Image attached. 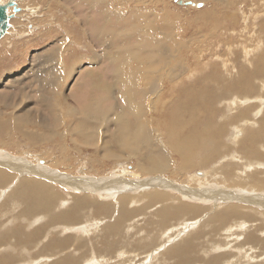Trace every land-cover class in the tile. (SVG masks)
Wrapping results in <instances>:
<instances>
[{"label":"rangeland","instance_id":"rangeland-1","mask_svg":"<svg viewBox=\"0 0 264 264\" xmlns=\"http://www.w3.org/2000/svg\"><path fill=\"white\" fill-rule=\"evenodd\" d=\"M2 1L5 2L8 0H0V4L2 3ZM17 1L19 6H21L22 10L17 12L15 16L11 18L12 25L7 31V33L0 40V114H1L0 118L1 117L8 118V116H10L9 121L13 123L12 122L13 119L16 117V114L19 112L17 116L19 115L21 118H26V117L28 118L22 121L24 122L23 123L24 125L23 124L21 125H23L24 128H26V130L30 132L36 130L37 134L40 135H44L42 134L43 131L45 133L48 132V128H45L44 126L41 125L43 123L42 120L43 121L44 119L46 120L48 116H49L48 121L46 120L47 122H53V123L55 122L58 124L60 122L62 125L57 126L54 129L56 131V135H52V136L48 135L49 138L46 139H44L43 136H40L42 139L39 137L38 141L29 140L28 138L24 137V135L20 134L17 130H15V128L13 127L14 125L12 126V128H14L13 130L15 131H11V128H7V130L4 129L2 131L0 130V142H1L0 157H4V158L10 157L11 159L14 158L16 159V157L20 156L19 157L20 159L26 157L33 163L34 162L38 163L37 158L39 156V158L42 159L41 162H43V163L40 162L41 166L48 163L49 166H51V168L54 167L56 170L58 169L57 171H59V173L58 175H53V177H57V179H52V180H49L44 176H40V175L38 176L36 174H33L37 178L47 181V183H40L28 179L27 178L28 174H25L23 178H19L20 173L16 172L14 174V177L9 178L7 185L2 187L0 186V229L1 230H7L8 228L12 229L13 224H18L21 228H23L25 233H28L29 231L35 230V229H29L26 226V224L30 220L32 221H30L29 223L32 225L40 224V225H36L33 228H36L38 226L40 227L43 225V228H41V230L38 231L39 233L37 234V237L34 239L35 240L34 243L24 244L20 240L17 241L15 237H10L8 241H3L0 244V255H1L0 264L1 263L3 264V261L5 264L6 263L7 264H54V263L59 264L61 260L60 258L62 257L64 258V256H67L66 257L67 259L70 255L73 256L74 258L81 257L80 260L82 262H80L79 260V264H89V263L94 264L93 261L96 262V264H98L97 262H99V260L101 264L102 262L104 264H108V259L110 260V264H142V263L143 264H147V263L180 264L183 260H186L190 264H264V243L262 244V241H257L256 243H252V242L244 243V237L246 236L245 234L246 231H244L242 235L239 229H236V232L235 230H233V232L232 230H230V233L226 231V227H225L226 225L238 224L239 222L243 221V219L231 217V219L226 221L225 226H218V224H215L210 228L207 227V229H205V224L209 222L205 220L207 218L206 214L202 215L201 217L192 218L193 216H190L191 213H181L180 215H178L176 220L172 218L171 219L167 218L168 220L165 222L166 218L160 219L157 210L165 206V204H178L180 203V201L186 203L190 202L191 204L194 203L190 197L192 193L186 194L184 190L185 189L184 186H187L191 190H193L194 188L196 191H198L199 189L200 190L202 189V185H204L205 183L206 184L208 183L206 186L208 187V185L211 184V182L215 183V181H218V183L216 184L217 187H213V188L209 187L212 191L214 190L213 192L215 193L219 191L215 196L212 197L213 199H216L218 195L222 194L221 193L222 190L228 191L231 189H235L233 186L227 185V183L225 185V181H223V178H218V175L215 177L212 170L216 168L215 166L219 167L220 164L224 163L225 158H227L228 155L232 153L234 154L236 153L235 152L236 147L232 146L234 145L233 136H231L235 131V126L234 125L229 126L228 129H230V131L229 130L227 131V134L225 135L222 143V150L225 149V151L221 150V152L219 153L220 156L216 155L217 157L214 156L211 162L203 166L196 165L188 169L187 170L188 172L180 171L179 166L181 164V159L179 155L171 148L168 139L169 131H168V126L165 123L169 122V117H167L164 113L155 110V106L157 105L153 103L155 100L154 98H156L155 95L157 94L158 96L159 93H161V91H164V89L166 91L170 89L171 92L174 94L177 88L183 87V84L187 86L188 84L191 85L190 84L191 82L189 81L194 80V75H195L194 70H199L196 73L199 76L211 75L214 78L221 80V78L224 77L223 74H225L224 69H227V67L231 62V61H226V63L222 64L224 58L227 55H229L227 52L229 50L228 48L229 41L233 39L234 40L245 39L248 48L247 51L250 53L255 52L256 54L259 51L261 52V48H257L259 44L257 40H260V37L253 41L252 39L254 37H257V34L260 35L261 28L264 24L263 1L254 0V3H252L253 0H249L251 1L250 3L247 0L244 2L245 4H243L242 7H240L239 9L241 10L243 8L242 11L244 15L241 14L242 17L240 16V23L235 28L237 30L240 29L241 25L247 22L245 21V19L247 20L248 18L247 25L250 27V29L249 31L247 30V32L249 34L247 33L246 36L245 34H243L242 35L243 37L241 36L242 38L241 37L235 38L233 34L230 33L229 38L227 39L226 37H224L226 34L224 33L223 30L232 27L225 24L223 18L221 19L220 25L218 26L221 28V30L217 35H210L212 28H205L204 24H202L204 27L203 29H198L197 31H194V29L196 28L195 23L194 22L190 23V20L192 18L199 16L205 10L211 7L212 5L211 0H184V2L190 1L196 3V5L195 4L183 5L178 3L177 0H167V4L169 5V7L173 11H175L174 17L176 20L177 28H173V32H176L177 29L180 31V35H179L180 37L174 35L173 39H178L181 43L184 44V46L176 52V57H179L178 60H184L188 62L189 69L186 70V72L183 75H181L178 79L173 81V83L168 85L167 81L169 80V78L168 77L165 78V75L168 74V68L163 69L161 63L147 64L146 61L142 62L138 58H133L131 60L129 59L130 61L128 60L127 63L122 64L121 68L138 69L137 73L140 74V76H138L137 78H143L144 76H147L146 79H150L148 84L144 82L142 85L137 86V94L139 97L141 98L143 97L142 89L145 86L146 88H148L149 86L151 87L148 88V94H150V90L152 89V84L155 82V84L157 85V90L155 91L157 93H154V95L153 94L150 95L151 100L149 99V96L144 99L142 98L143 99V101H141L142 103H145L148 106L152 105L150 107H146V110L148 112L144 110V112H146L143 114L145 115L143 116L144 123L142 121L138 123L137 120L135 121L132 120L133 118L128 119L130 121L128 123H131L133 125L132 129L134 128L137 129L138 127L143 129L141 127L143 125L147 126V128L150 127V132L153 135L151 136L150 134V136L151 139H153V142H155V144L158 147L162 148L168 153L167 154L168 158H163L159 155L157 157V160H160L161 164L164 165L169 164L167 169L164 171V173L160 175L153 174L152 176L150 174L143 173L145 170H142V168H140L141 165H139V163H137L135 159L137 158L139 162L140 158H138L137 156L135 157L134 154H131L129 156L123 155L124 156L123 158L116 157L115 151L119 149L120 146L118 143H116L118 138L115 135L117 127L114 125L115 122H112L114 116L112 115L111 109L114 107L115 103H118V105L122 104L123 108L125 107L124 106L125 102L123 100L122 94L126 92L127 87L124 85L122 86V85L114 84L115 81L114 77L111 74V72H109V70L117 66V64L114 61L105 60L103 57L101 56L99 57L98 55L96 56L95 59L92 58L95 57L96 48H94L95 47L94 45H92V47L89 46V44L91 45V42H94L95 45H98L100 47L103 44V40L101 38L96 40V38L93 37L94 32H93L92 23L90 21L91 19L88 20L87 13L85 12V10H89V5L87 3V0H75V1L62 0L68 7L70 5L72 11H68V10L66 11L62 7L60 0H17ZM224 1H226L227 3H229V1L235 2L234 0H224ZM239 1H236V3ZM249 4L252 5L249 6ZM125 5L126 2L124 3V6ZM223 8L224 7H220L218 8V10L225 11ZM98 9L95 12L97 18L100 19ZM231 9H233L232 7L229 10L234 11ZM11 10L12 9H10V12ZM82 17L85 19H83ZM94 25L96 26L97 24L93 22V26ZM126 27H129V25H126ZM124 29H125L124 25H115L114 27L111 26V30H115V32L120 33L122 39L125 38L127 39V37L129 36L127 35L126 32L127 30L125 29L126 30L125 31ZM198 31L206 33L207 36L201 38L198 41H194L192 39V35ZM75 38L78 39L81 38V41L75 42L74 41ZM126 39L124 40L125 41L124 44L121 43V46H125L128 48V46L135 45V41L130 42ZM84 44H86L87 46H85ZM119 44L120 43H117V45ZM195 53H199V55L196 56ZM203 53L205 54V57ZM216 54L221 55V57L216 58L215 57ZM243 61L245 62L244 66L247 67L250 65L251 67H253V64L248 60V58L243 57ZM34 68L36 69L40 68V69L36 70ZM88 68L90 71H87ZM83 80H85V82ZM98 82L99 84L101 83L100 87L102 86H106V88L109 87L110 91H106V90L101 91L99 86L95 87L94 84ZM51 83H53L54 86H52ZM172 85L174 86V88L172 87ZM261 85L262 83L259 84L260 87ZM56 89L59 94L55 92ZM258 89L260 91V88ZM257 90H255L256 92L254 91L256 96H254V98L252 97V99L250 100L251 103L248 102L250 97L246 96L248 99L245 98V94L244 95L242 94V98L239 99L238 101V106L234 108H227L225 107V103L223 101L221 103L219 102L218 108L222 107L225 110L224 111L220 110L221 112H219L218 115L215 117L216 120L219 121L224 116L223 119L227 121V116L234 115L238 111L249 106V111H247L246 113L248 117L247 118L245 117L243 122L245 124L240 122L239 124L240 126L244 127V129L255 128L264 110V103H263L264 96L263 97L258 96V93H260L261 91L259 92ZM71 93L75 94L76 96H79L78 97L79 101L85 100L84 102L86 103L88 102L90 103V101L87 100L88 97L86 98L84 95H88L91 97L94 96L100 100L99 102L100 106H98L99 110L98 109L92 110L94 117L97 116L95 121L94 120L91 121L95 123V126L93 128H96L93 131L95 141L92 144L90 142L84 143L83 138H81V135H79L77 132H73L74 129H78L76 128L77 125L83 126V124H79L78 121L76 122L73 121L74 112L70 110L71 108L68 103L69 99L67 98V96L70 95ZM42 95L44 97L52 96V98L54 99L61 100L62 103L60 102V105H58L57 108L59 107L61 110L59 112L60 113L63 112V114L61 115L58 113L57 114L52 113L51 109L49 108L50 107L49 103L44 105V102L42 101V97H43ZM170 97H172V95L169 94V92H167V94L165 95L166 102L164 103L165 111H167L171 103ZM52 98H49L50 101L53 100ZM229 98L233 99L232 96H230ZM71 100L73 101V104H75L74 103L75 98L70 97V101ZM252 100H255V102ZM5 103L6 105H4ZM44 113L46 116L44 115ZM109 113H111V115ZM224 113L227 116H225ZM105 114L110 115L109 118L112 120L111 121L109 119L110 120L109 123L111 124L110 125L111 128L109 127V129L106 128L108 122L104 117ZM125 114L127 115V113ZM56 116H58L59 119ZM199 116H201V114H199ZM43 117L45 118L43 119ZM32 118H33V122H32ZM61 119L64 121H62ZM14 122L17 123V121ZM38 122H40V124ZM70 122L75 123V127L71 126ZM102 122L105 123L102 124ZM25 123L26 125L28 124L27 127ZM31 125H34L35 127ZM112 129L113 131H111ZM64 133L66 134V137L64 136ZM102 134H104L105 136H103ZM109 138L112 140H109ZM260 140L264 142V139H260ZM104 144H108L109 146L112 145L113 146L112 148L115 147L116 149L111 148L112 151H110L111 149L105 151L106 148L103 149L102 147ZM94 147H98V149L100 150L97 151V149ZM27 152L30 153L29 157L27 156L29 155ZM145 154H148L147 150H145ZM155 155H157V153H155ZM118 160L122 161L125 166L120 167L117 164ZM167 160L169 163L167 162ZM231 160L232 159H227L226 161L228 162ZM3 168L5 167H2V165L0 164V170L2 169V171L7 172ZM221 169H223V167H221ZM127 170L139 172V174H141V178L143 179L140 180L138 179L137 176L133 174L128 175L126 173ZM240 172L241 171L235 170V174H239ZM40 173L44 174L43 171H41ZM142 173H143V177H142ZM62 174L67 175L69 179L72 178L73 179V181L71 179L72 182L76 181V179L79 178V176L80 177L84 176L88 180L81 179L80 181H82L83 183L88 182L87 186L90 187H95V185H90L91 182L93 183L94 181L103 182L105 180L107 182H112L111 181L112 178L122 177L123 175L125 180L128 181L127 188L134 185L136 186L138 182L140 185H137L138 187L136 186V188L145 187L147 184L144 183L147 182L148 179H150V177L153 178V177L161 176L163 181L165 183L171 184V186L175 184L182 185L184 191L182 190L181 187L180 188V190L182 191L181 193L170 192L169 200L164 202L151 201V203L148 205V201L150 200L148 196L150 195V193H146L144 191H140L135 188L133 190L128 189L125 192L121 193V195L130 197V199H132V202H130L128 206L130 205L129 206L130 208H136V210H140V211L137 212L136 214H132L129 215L128 217H125L124 219H121L118 223V226H122L119 232L116 230L108 231L107 229L104 231L102 230L103 228L102 225H104L105 223H106L105 225L113 224L115 219L119 217L120 209L116 207V210L114 211V209L112 208V211H114L115 215L110 214V216H108L109 214L107 213L108 212L107 210L102 212L96 211L95 204L90 203L89 201L99 202L98 200H101L102 202H104L107 200V197L97 196L93 191H89V190L72 191L71 188H74V186H66V185L63 186L64 182L63 180L62 181L60 180ZM113 174H118V175L113 176ZM193 174H195L196 176L198 175L197 177H199L197 179H194V181L197 180H202V181L194 182L191 179H189V177ZM218 174H220V172H218ZM249 179L253 180V178H249ZM55 180H60V181H55ZM136 180H140V181L135 182ZM198 182H202V184ZM256 183L259 184V186H257L256 184V187L257 188L259 187V189L256 191L255 193L256 195L255 194L254 195L258 197L259 193H261V195L264 194V185H262L260 188V185L262 183L261 182L260 183L256 182ZM69 185L71 184L69 183ZM76 185L77 188H79L80 186H81L80 188H83V186L80 184H76ZM19 187H22V189L25 191L33 190L34 188L41 194H45V195L51 193L53 195V200L55 204L51 205L50 207L51 209H49L48 212H43L42 214L39 213L25 214V208L27 207V205L20 202H16L14 200L15 197L12 196L13 191ZM54 188H56L57 194H55ZM98 188L99 187H96L97 190ZM100 189L101 188H99V190ZM241 192H245V194L247 195L248 193H250L248 191L247 193L245 190H242ZM207 194L212 195V192H208ZM121 195L119 194L118 198L117 196L114 197V200L116 199L120 201ZM184 195H186V197H184ZM78 196L85 198L86 199L85 205H90V206L79 207V210L77 211L78 214L75 213L72 214L70 212L69 214L67 213L66 216H68L69 219H65L64 221H67L65 223L62 220V217L61 216L58 217L57 214L60 212L59 210L64 209V211H67V209L75 205V200L76 198H78ZM133 198L135 199L134 201ZM114 200L109 201L110 204L112 203L111 206L113 207L115 205ZM118 204L120 205V203ZM231 204L241 205L240 203L235 201L234 203ZM228 205H229L228 203H223L218 206H210L208 203V207H204V208L207 209V212H215V210L216 212H219L222 209L226 208ZM143 206L145 208L144 210H141L140 208H142ZM209 208H211V210ZM251 209L257 210V208H251ZM109 211H111V209H109ZM259 211L264 212V207L261 208L259 207ZM186 214H189V216H185ZM40 215H42L41 218L44 221L37 220ZM33 216L35 217L33 218ZM263 218L264 215L262 217L258 215V220H255L253 222L249 220L248 221L245 220L243 221V226L245 225L246 227L243 228L246 229L249 227L248 230L253 231L256 228V226L257 227L259 226V229L262 230L263 232L261 233V231L260 232L258 231V238L264 241V230L261 229L260 225H258L260 222H262ZM96 220L99 222H97ZM198 221H200V223H197ZM195 223H197L198 225L196 224L193 226V224ZM87 224L90 225L87 226ZM91 224H93V226H91ZM161 225H163V228L161 227ZM64 226H67L65 231L61 230L62 228H64ZM71 226L75 228H69ZM200 228L204 229L203 232L206 231L207 234L201 235L203 232L201 231L200 234V232L198 231L201 230ZM166 231L168 233L165 234ZM161 232L163 235L161 234L162 236H160V238L157 241V237L160 235ZM104 233H107L108 235H104ZM147 233L149 234L151 233L155 235V238L153 240H155L156 243L152 244L151 240H148V244L146 246L143 247L139 246L137 244L139 237L141 238L142 237L141 235H146ZM199 234L201 235V237ZM51 236H56L54 237V239L56 238L57 240H59V237L61 238V237L71 236L70 239L72 240L70 241V243L66 248L63 249V247L61 246L57 250V252L53 251L52 253V251H50L51 248L49 244H47L52 239ZM115 236L117 240L115 239L113 241ZM188 236L192 238L193 241H195V243L197 242L202 243L201 245L195 244V246L198 249L197 254L192 252V250L190 249L188 250V253L185 252L177 256H174V254H168L169 252L168 249L170 248V246H171L170 250L174 249L175 244H178L179 242L182 241V239L184 240ZM150 237L151 236H149V238ZM197 237H200V239H197ZM17 242H19L21 245H17L16 244ZM5 243L6 244L8 243V245H6ZM105 243L107 245L108 243L110 244L107 247ZM115 243H117V248L116 250L113 251L112 248L115 247ZM216 243L217 245L218 244L220 245H218L217 247ZM8 246L10 247L8 248ZM174 252L176 251L174 250L173 253ZM152 254L157 255V257ZM219 254L226 255L224 256V258H221L220 262L209 260L210 257H212L213 255H219ZM94 258L97 260H95ZM4 259L8 261L5 262ZM103 259H107V261L106 260L103 261ZM223 259L224 261L222 262Z\"/></svg>","mask_w":264,"mask_h":264},{"label":"bare ground","instance_id":"bare-ground-1","mask_svg":"<svg viewBox=\"0 0 264 264\" xmlns=\"http://www.w3.org/2000/svg\"><path fill=\"white\" fill-rule=\"evenodd\" d=\"M234 1L235 2L229 1V3H227L224 0H211L212 5L209 9L205 10L202 14H200L199 16H196L195 18H192L190 20V23H193V22L195 23L196 28L194 29V31H197L198 29H203L204 27L202 24H204L205 28H212L210 35H217L221 30V28L218 26L220 25L221 19L223 18L225 24L232 27V28L223 30L224 33L226 34L224 37H226L228 39L230 33H232L235 38H240L243 34H245V36H246L248 33L247 30L249 31V29H250V27L247 25L248 24V18H247V20L245 19V21H247V22H245L243 25H241L240 29L237 30L235 27L240 23V16L242 17L241 14H243V11H242L243 8L241 10H239V9H240V7H242L243 4H245L244 2L247 0H240V1L234 0ZM236 1H239V2L236 3ZM262 1H263V6H264V0H262ZM262 1H261V3H262ZM60 2H61L62 7L66 11L67 10L72 11L70 5H69V7H70L69 8L62 0H60ZM125 2H126V5L124 6ZM249 2L251 3V1H249ZM2 3H4V1H2ZM17 3H18V1H17ZM87 3L89 5V10H85V12L87 13L88 20L91 19L90 21L92 23L93 32H94V33L92 32L94 35L93 37H95L96 40L100 39V38L103 40V44L100 47L98 45H95L94 42H91V45L89 44V46L92 47V45H94L95 46L94 48H96L95 57H92V58L95 59L96 56L98 55L99 57L100 56L103 57L105 60L114 61L117 64V66L112 68L111 70H109V72H111V74L114 77V80H115L114 84L115 85H122V86L124 85L127 87L126 92H124L122 94L123 100L125 102L124 103L125 107L123 108L122 104H119V105H118V103L114 104L115 108L113 107L111 109L112 115L114 116V119H112L113 121L109 118L111 113H109L110 115L105 114V116H104L108 122L106 125L107 129H109V127L111 125L109 123L110 120L112 122H115L114 125L117 127L116 132H115L116 137H118L116 143L119 144L120 148L115 151L116 157L117 158H120V157L123 158L125 155L129 156L131 154H134L135 157L137 156L138 158H140L139 162H138V159L133 157L136 159L137 163H139V165H141L140 168H142V170H145L143 173L150 174L151 176L153 174L160 175V174L164 173V171L167 169L169 164H165V165L161 164V161L157 160V157L159 155L163 158H168L167 157L168 153H167V151L158 147L155 144V142H153V139H151V136H153V135L150 132V127L147 128V126L143 125V123H144L143 122V116H145L143 114L146 113V112H144V110H146V107H150L152 105L148 106L145 103L141 102V101H143L144 98H146L148 96L150 99L151 94L154 95V93H157V92H155L157 90V85L155 84V82L152 84V89L150 90V94H148V88L150 86L148 88H146V86H145L142 89V96H143L142 97L143 99H142L137 94V86L142 85L144 82H146L148 84L150 79H146L147 76H144L143 78H137L138 76H140V74L137 73L138 69H136V68L125 69V68H121V67H122L123 63H127L129 59L131 60L133 58H138L142 62L146 61L147 64H149V63H161L163 69L168 68V74L165 75V78L166 77L169 78V80L167 81L168 85L173 83V81L178 79L181 75H183L186 72V70L189 69L188 62H186L184 60H178L179 57H176V52L178 50H180L184 46V44L181 43L178 39H173L174 35L180 37L179 36L180 31L178 29L176 32H173V28H177L176 20L174 17L175 11H173L169 7V5L167 4V0H87ZM252 3H254V0ZM77 4H78V2H77ZM250 5H252V4H249V6ZM55 6H56V3H55ZM19 7H21V6H19ZM220 7H224L223 9L225 11L218 10V8H220ZM231 7L233 8L231 10H234V11L229 10ZM98 8H100V9H98ZM10 9H12L11 12H10ZM97 9L99 12L100 19H98L96 16L95 11ZM21 10H22V8H21ZM9 13L10 14L13 13L12 18L16 14L13 12L12 7L9 8ZM77 14H79V13H77ZM94 14H95V16H94ZM83 17H85V16H83ZM83 19H85V18H83ZM92 21L97 25L93 26ZM82 25H83V23H82ZM115 25H124V28L127 31L125 29L124 30L127 32V35L129 36V37H127V39L126 38L125 39L130 41V42L135 41V45L128 46V48L125 46H121V43L124 44L125 39H122V37L120 36L121 35L120 33L115 32V30H111V26L114 27ZM126 25H129V27H126ZM245 31H246V33H245ZM255 31H257V30H255ZM263 31H264V24H263L261 31H260L261 36L257 34V37H254L252 39V41H253V40H256L260 37V40H257V42L259 43L257 48H261V52L259 51L256 54H255V52L250 53L247 51L248 48H247V43L245 42V39H242V40H234L233 39V40L229 41V44H228L229 50L227 51L229 55H227L224 58L222 64L226 63V61H231V62L229 64V66L227 67V69H224L225 74H223L224 77L221 78V80H218L211 75L199 76L198 74H196L199 70H194V74H195L194 80L189 81V82H191L190 83L191 85L188 84V86H187V85L183 84V87L177 88V90L174 94L171 92L170 89H168L167 91L164 89V91H161V93H159L158 96H157V94L155 95L156 98H154L155 100L153 99L154 100L153 103L155 105H157V106H155V110H157L158 112L164 113L167 117H169V122L165 123L168 126V131H169L168 132V139H169L171 148L173 149V151H175L179 155V157L181 159V164L179 166L180 171L186 172L188 169H190L196 165H199V166L206 165L207 163L211 162V160L213 159L214 156H216V155L220 156L219 153L222 150L223 139H224L225 135L227 134V131L228 130L230 131V129H228V128L230 125L235 126V131H234L233 135H231V134L230 135L233 136L234 145H232V146L236 147V149H235L236 153L235 154L232 153V154L228 155V157L225 158V162H224L225 164L222 163L219 165V167L215 166L216 168L212 169L215 177L218 175V178H223V181H225V185L227 183V185L233 186L235 189H231L228 191L222 190L221 191L222 194L218 195L216 197V199H213L212 197L215 196L219 191L217 190L218 192L215 193V192H213L214 190L212 191L210 188L217 187L216 184L218 183V181H215V183L210 181L211 184H209L208 187H206L208 183L207 184L205 183L204 185H202V189L201 190L199 189L198 191H196L194 188H193V190H191L187 186H184L185 187L184 190H185L186 194L192 193L190 197L194 203L191 204L189 201H188L189 203L180 201V203H178V204H165V206H163L157 210L158 216H160V219L166 218L165 222L168 220L167 218H170V219L172 218V219L176 220L178 215H180L181 213H191L190 216H193L192 218L201 217L202 215L206 214L207 218L206 219L204 218V219L207 220V222H209V223L205 224V229H207V227L210 228L211 226H213L215 224H218V226H225L226 221L231 219V217L243 219V221L249 220V221L253 222L255 220H258V215H260L261 217L264 215V212L259 211V207L260 208L264 207V194L261 195V193H259L258 197L255 196L256 191L259 189V187L258 188L256 187V184H257L256 182L262 183L260 185V188L262 185H264V142H262L260 140V139H264V110H263V113L260 116L258 122L256 121L258 123L257 126L253 129H251V128L250 129L249 128L244 129V127L240 126V124H239V122L240 123L244 122L245 117L246 118L248 117V115H246V113H247V111H249V106H247L246 108H243L242 110L238 111L234 115L227 116L224 113V115L227 116V121L223 119L224 116L219 121L216 120V118H215L218 115V113L221 112L220 110H222V111L225 110L222 107L218 108L219 102L221 103L223 101L225 103V107H227V108H234V107L238 106V101H239V99L242 98V94L243 95L245 94V98H247L246 96L250 97L248 102L251 103L250 100L252 99V97L254 98V96H256L254 91L257 90L258 88H260V91H261L260 92L259 89L257 90L260 92V93H258V96H261V97L264 96V32ZM89 32H90V29H89ZM205 36H207L206 33L198 31L192 35V39L194 41H198L201 38H204ZM96 40H95V42H96ZM74 41L79 42V41H81V38H79V39L75 38ZM117 43H120V44L117 45ZM84 45L87 46L86 44H84ZM81 46H82V44H81ZM195 55L198 56L199 53H195ZM203 55L205 57L204 53H203ZM215 57L218 58V57H221V55L216 54ZM243 57L248 58V60L253 64V67H251L250 65L249 66L251 68L249 66H247V67L244 66L245 62L243 61ZM123 59H125V60H123ZM34 69H36V68H34ZM37 69H40V68H37ZM87 71H90L89 68L87 69ZM126 72H128V73H126ZM83 81L85 82V80H83ZM260 83H262L261 87L259 86ZM100 84L98 82L94 85H95V87H97V86L100 87ZM51 85L54 86L53 83H51ZM74 85H76V84H74ZM83 87H85V86H83ZM172 87L174 88L173 85H172ZM100 89H101V91H104V90L110 91V88L109 87L106 88V86H102V87H100ZM77 91H78V89H77ZM55 92H57V89ZM167 92H169V94H171L172 97H170L171 103H170L167 111H165L164 110V103L166 102L165 95L167 94ZM82 94H80V95H82ZM116 95H118V94H116ZM84 96L86 98L88 97L87 100H89L90 103L84 102L85 100L79 101V99H78L79 96H76L73 93L68 95L67 96V98L69 99L68 103H69L70 108H71V109L70 108H68V109H70L72 112H74L73 121H75V122L78 121L79 124H83V126L77 125L76 128H78V129H74L73 132H77L79 135H81V138H83L84 143L90 142L92 144L95 141L93 131L96 128H93L95 126V123L91 122V121H93V120L95 121V119L97 117V116L94 117L92 110H94V109L99 110L98 106H100V104H99L100 100L94 96L93 97L88 96V95H84ZM230 96H232L233 99L229 98ZM70 97L75 98V101H74L75 104H73L72 100H71L72 102L70 101ZM49 98H52V96L51 97L50 96H48V97L43 96L42 97V101L44 102V105L49 103V105H50L49 108L51 109L52 113H55V114L58 113V114L62 115L63 112L60 113L59 112V111H61L60 108L59 107L57 108V106L60 105L61 100H57V99L52 98L53 100L50 101ZM86 98H84V99H86ZM48 99H49V101H48ZM258 99H260V98H258ZM252 101L255 102V100H252ZM26 102H28V101H26ZM4 105H6V103ZM29 105H30V103H29ZM26 107H28V106H26ZM251 108H252V106H251ZM254 108H256V107H254ZM66 110H67V108H66ZM23 112H25V111H23ZM1 113H2V111H1ZM125 113H127V115ZM17 114H16V117L12 121L13 123H11L9 121L10 116H8V118H2L1 117L0 118V130L2 131L4 129L7 130V128H11V131L17 130L20 134L24 135V137L28 138L29 140L38 141L40 136H43L44 139H46V138H49V136L56 135V131L54 129L57 126L62 125L60 122H59V124L55 123V122L54 123L53 122H47L48 117H49L47 115L48 116L46 118L47 121L44 119L45 117H43L44 121L42 120L43 123L41 125L44 126L45 128H48V132L45 133L43 131L42 134H44V135L37 134L36 130H35L36 132L31 131V132H33V133H31L30 131L26 130V128H24V126H23L24 122H22L28 118L27 117L21 118L19 115L17 116ZM199 114H201V116H199ZM44 115H45V113H44ZM44 115H42V116H44ZM56 117H58V116H56ZM58 119H59V117H58ZM128 119H132L134 121L137 120L138 123H140V121H142L143 126H141V127L143 129H141L140 127H138L137 129H135V128L132 129L133 125L131 123H128V122H130ZM36 120H37V118H36ZM14 121H17V123ZM51 121H53V120H51ZM62 121H64V120H62ZM32 122H33V118H32ZM38 123L40 124V122H38ZM103 123H105V122H102V124ZM21 124H23V125H21ZM243 124H245V123H243ZM247 124H248V122H247ZM25 125H26V123H25ZM70 125L75 127V123H73V122H70ZM12 126L15 128V130H13L14 128H12ZM27 126H28V124L26 125V127ZM31 126H34V125H31ZM35 126H36V124H35ZM67 129H68V127H67ZM45 131H47V130H45ZM111 131H113V129ZM231 131H233V130H231ZM150 134H151V136H150ZM102 135L105 136L104 134H102ZM64 136L66 137L65 133H64ZM78 140H79V138H78ZM109 140H112V139L109 138ZM102 147H103V149L106 148L105 151H107V150H110L113 146L112 145L109 146L108 144H104ZM94 148H96L97 151L100 150V149H98V147H94ZM112 149H116V148L114 147ZM112 149L110 151H112ZM145 150L148 151V154H145ZM222 151H225V149ZM155 153H157V155H155ZM28 154L29 155H27V156L29 157L30 153H28ZM1 155H2V153H1ZM13 157H15V156H13ZM19 157H16V159L15 158L11 159L10 157L9 158L0 157V164L2 165V167H5L3 169L5 171H7V172H4V171H2V169L0 170V186L1 187L7 185L9 178L14 177V174L16 172L20 173L19 178H23V176L25 174H28V177H27L28 179L34 180V181H37L40 183H47V181L41 180V179L37 178L36 176H34L33 174H36L38 176L39 175L44 176L45 178H47L49 180L57 179V177H53V175H58V173H59V171H57L58 169L56 170L54 167L51 168V166H49L48 163L44 164V165L42 164L43 166H41V163H43V162H41L42 159H40L39 156H38V158L36 157L38 163H36V162L33 163L32 161H30L26 157H23L21 159ZM44 159H43V161H44ZM227 159H232V160L227 162L226 161ZM167 162H168V160H167ZM117 164L120 167L125 166L123 164V162L120 160L117 161ZM221 167H223V169H221ZM176 169H177V167H176ZM39 170L43 171L44 174L43 173L41 174L40 173L41 171H39ZM235 170H238L241 172L239 174H235ZM174 172H175V170H174ZM210 172H211V170H210ZM218 172H220V174H218ZM126 173L128 175L133 174V175L137 176L138 179H140V180L143 179V178H141V174H139V172L127 170ZM143 173H142V177H143ZM46 174H48V175H46ZM198 174H199V172H198ZM62 175H61V177L60 176L59 177H60V180L61 181L63 180V182H64L63 186H65V185L66 186H74V188H71L72 191L89 190V191H93L97 196L107 197V200L104 202H102L101 200H98L99 202L89 201L90 203L95 204V206H96L95 210L96 211L102 212V211L107 210L108 211L107 213L109 214L108 216H110V214L115 215L114 211L116 210V207H118L120 209L119 217L115 219L113 224H107V225H105L106 223L104 225L100 224L103 226L102 230H104V231L107 229L108 231L116 230L119 232L122 228V226H118L119 221L121 219H124L125 217H128L129 215L136 214L137 212L140 211V210H136V208H130L129 207L130 205L128 206V204H130V202H132V199H130V197H126L124 195H121V193L125 192L126 190H128V189L133 190L135 188V189H138L140 191L150 193V195L148 196V198L150 199L148 201V205L151 203V201H153V202H164V201L169 200L170 199V197H169L170 192L171 193H174V192L181 193L182 192L180 190L182 185L175 184V185L171 186V184L165 183L161 176H157V177H153V178L150 177V179H148L147 182H145V183L143 182L144 184H147L145 187L136 188L137 185H140L138 182L140 180H136L135 182H138V184H136V186L134 185V186L127 188V184H128L127 182L128 181L125 180L123 175H122V177L112 178L111 179L112 182H107L106 180L103 182L102 181H94V183L91 182L90 185H95V187L87 186L88 182L83 183L82 181H80L81 179L88 180L84 176H81V177L79 176V178H77L76 181L72 182L73 181L72 178H71L72 179V181H71V179H69L67 177V175H65V174L63 176ZM117 175L118 174H113V176H117ZM197 176L195 174H193L189 177V179L194 181V179L199 178ZM249 178H253V180H250ZM60 180H55V181H60ZM127 180H129V179H127ZM197 181H202V180H197ZM197 181H194V182H197ZM69 183L71 185H69ZM198 183L202 184V182H198ZM76 184L82 185L83 188H80L81 186L79 188H77ZM257 186H259V184H257ZM96 187H99L101 189L99 190V188H98V190H97ZM54 189H55L54 190L55 194H57L56 188H54ZM182 190H183V187H182ZM242 190H245L246 192L248 191L250 193L247 192L248 193V195H247V194H245V192H241ZM208 192H212V195L207 194ZM251 193H253V194H251ZM119 194L121 195L120 201H118L116 199L114 200V197L117 196V198H118ZM249 194H250V196H249ZM12 196L15 197L14 200L16 202H20V203L27 205V207L25 208V214H35V213L42 214L43 212H48V210L51 209L50 208L51 205L55 204V202L53 200V195L51 193H48V195L41 194L40 192H38L34 188H33V190H28V191L23 190L22 187L16 188L13 191ZM184 197H186V195H184ZM110 200H114V202H115L114 207L111 206L112 203L111 204L109 203ZM134 200L135 199L133 198V201ZM234 201L240 203L241 205L231 204V203H234ZM222 202L228 203L229 205L219 212H216V210H215V212H207V209L204 208V207H208V203L210 206H218V205L223 204ZM85 203H86V199L78 196V198H76V200H75V205H73L71 208L67 209V211H64V209L59 210L60 212L57 214V216L58 217L61 216L63 221L65 219H69L68 216H66L67 213L69 214V212H70L72 214L73 213L78 214L77 211L79 210V207L90 206V205H85ZM118 203H120V205ZM112 208L114 209V211H112ZM144 208L145 207L143 206L140 209L144 210ZM251 208H257V210H253ZM109 209H111V211H109ZM209 209L211 210V208H209ZM257 213H258V215H257ZM185 216H189V214H186ZM34 217L35 216H33V218ZM41 217H42V215H40L37 220L44 221ZM30 221H32V220H30ZM243 221L239 222L238 224L226 225L225 226L226 231H228V233H230V230H232V232H233V230H235V232H236V229H239L241 232V235L244 233V231H246V233H245L246 236L244 237V243L245 242L256 243L257 241H262V244H263L264 241L258 238V231L259 232L261 231V233L263 232L262 230L259 229V226L258 227L256 226V228L253 231L248 230L249 227L247 226L248 228H246L247 229L246 230V229H244L246 226L245 225L243 226ZM260 221H261V218H260ZM29 222L26 224V226L29 229H35V230L29 231L28 233H25L23 228H21L18 224H13L12 229L8 228V227H7L8 228L7 230H1L0 229V244L3 241H8V239L10 237H15L17 241L20 240L24 244L25 243L26 244L34 243L35 242L34 239L37 237V234L39 233L38 231H40L41 228H43V225L40 227L38 226L36 228H33L36 225H40V224H33L32 225ZM64 222L66 223L67 221H64ZM97 222H99V221H97ZM152 222H154V221H152ZM262 222H260L258 225H260L261 229L264 230V218L262 219ZM102 223H103V221H102ZM197 223H200V221H198ZM197 223L193 224V226L196 225ZM89 225L90 224H87V226H89ZM189 225H191V224H189ZM189 225H186V226H189ZM91 226H93V224H91ZM193 226H191V227H193ZM66 227L67 226H64V228H62L61 230L65 231ZM161 227L163 228V225H161ZM69 228H75V227L71 226ZM203 230L204 229H201L198 231L201 234V231L203 232ZM167 231L165 232V234L169 232V231L168 232ZM48 233H49V231H48ZM161 234H162V232L157 237V241L160 238V236L163 235V234L162 235ZM205 234H207L206 231H204L201 235H205ZM104 235H108V234L104 233ZM201 235H200V237H201ZM141 236L142 237L141 238L139 237V239L137 241V244L141 247L146 246L148 244V240H151L152 244L156 243V241L153 240L155 238V235H153L151 233L150 234L147 233L146 235H141ZM149 236H151V237L149 238ZM192 236H194V235H192ZM54 237H56V236H51L52 239L51 240L49 239L50 241L47 243V244H49V246L51 248L50 251H52V253H53V251L57 252V250L61 246L63 247V249L66 248L68 246V244L70 243V241L72 240V239H70L71 236L61 237V238L59 237V240H57L56 238L54 239ZM200 237H197V239H200ZM260 238H261V235H260ZM115 239H116V236L113 239V241ZM169 239H170V237H169ZM201 240H203V239H201ZM19 242H17L16 244L21 245ZM109 242H111V241H109ZM109 244L110 243H108V245ZM195 244L201 245L202 243H200V242L195 243V241H193V239L188 236L184 240L182 239V241L179 242L178 244H175L174 249L170 250V248H171V246H170V248L168 249L169 250L168 254H174V256H177V255L185 253V252L188 253L189 249L192 250V252L197 254L198 249L195 246ZM6 245H8V243ZM108 245H107V247H108ZM216 245H217V243H216ZM218 245H220V244H218ZM218 245H217V247H218ZM9 247L10 246H8V248ZM101 247H103V246H101ZM109 248H110V246H109ZM116 248H117V243H115V247L112 248V250L114 251V250H116ZM174 250L176 252L173 253ZM157 254H158V252H157ZM152 255H154V254H152ZM154 256L157 257V255H154ZM224 256H226V255L225 254L213 255L212 257H210L209 260H214V261L220 262L221 258H224ZM66 257L67 256H64V258L63 257L60 258L61 264H79V260L81 258V257L80 258L79 257L74 258L71 255L67 259H66ZM97 258H99V257H97ZM9 259H11V258H9ZM95 260H97V259H95ZM104 260L107 261V259H103V261ZM7 261L5 260V262H7ZM223 261H224V259L222 260V262ZM80 262H82V261L80 260ZM99 262H100V260H99ZM99 262H97V263L99 264ZM228 262H229V260H228ZM93 263L96 264V262H94V261H93ZM3 264H5L4 261H3ZM89 264H91V263H89ZM100 264H101V262H100ZM102 264H104V263L102 262ZM108 264H110L109 259H108ZM147 264H149V263H147ZM180 264H190V263L187 262L186 260H183Z\"/></svg>","mask_w":264,"mask_h":264},{"label":"water","instance_id":"water-1","mask_svg":"<svg viewBox=\"0 0 264 264\" xmlns=\"http://www.w3.org/2000/svg\"><path fill=\"white\" fill-rule=\"evenodd\" d=\"M178 3L180 4H185V5H193L196 3L190 2V1H185L184 0H177ZM19 4L17 3L16 0H8L4 3L0 4V40L2 37L7 33V30H9V27H11V18L13 16V13H9V8H13V12L17 13L21 10V7L18 6Z\"/></svg>","mask_w":264,"mask_h":264}]
</instances>
